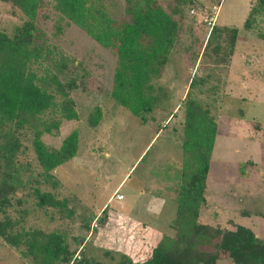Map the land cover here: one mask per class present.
I'll list each match as a JSON object with an SVG mask.
<instances>
[{
	"label": "trees",
	"instance_id": "trees-1",
	"mask_svg": "<svg viewBox=\"0 0 264 264\" xmlns=\"http://www.w3.org/2000/svg\"><path fill=\"white\" fill-rule=\"evenodd\" d=\"M0 1L9 3L24 18L11 33L0 29V240L31 264H105L93 258L86 262L83 257L74 258L83 244L79 237L74 238L77 246L72 248L65 230L25 228L22 216L13 218L9 213L13 205L26 202L17 196L22 193L38 208L55 210L60 219L72 220L76 214L69 199H60L54 192L57 179L53 171L76 155L78 128L57 147L46 144L42 136L58 131L64 120H79L72 92L91 72L50 41L39 15L44 7H50L58 15L56 23L63 20L67 26L74 25L114 57L109 96L144 123L147 114L160 108L155 82L178 45L182 9L201 10L205 5L199 0H174L167 8L159 0H124L123 13L118 15L102 0ZM220 1H211L209 10ZM259 17L264 19V0L251 6L243 30L253 31L264 41V23L259 26ZM55 29L59 33L62 26L57 24ZM238 32L236 27L214 22L195 62L205 61L212 71L213 67L227 68L237 53ZM198 70L199 66L182 98L181 160L168 164L171 170L165 189L175 204V215L168 224L171 232L136 246L130 254L124 252L120 264H216L223 257L234 264H264V233L259 236L232 221L231 226L202 221L218 123L210 104L193 92L216 95L218 86L201 89L210 82L211 72L198 76ZM257 73L248 74L259 79ZM101 116L97 105L88 121L97 125ZM28 148L34 155V166L23 159ZM48 186L52 190L46 189ZM18 211L27 213L24 207ZM92 217L93 212L85 210L79 216L80 229L86 234Z\"/></svg>",
	"mask_w": 264,
	"mask_h": 264
},
{
	"label": "rangeland",
	"instance_id": "rangeland-1",
	"mask_svg": "<svg viewBox=\"0 0 264 264\" xmlns=\"http://www.w3.org/2000/svg\"><path fill=\"white\" fill-rule=\"evenodd\" d=\"M102 1L116 14L123 13L124 0ZM159 1L167 8L169 3H175L174 0ZM199 1L205 9H182L178 45L155 82L160 92V108L147 114L149 117L144 123L109 96L114 57L74 25L67 26L63 20L56 23L58 15L50 7L41 10L39 22L50 41L82 61L91 76L72 92L79 120H64L58 131L42 136L46 144L57 147L72 129L78 128L76 155L53 171L57 179L54 192L60 199H69V206L75 208V217L60 219L52 208H38L32 199L18 193L26 202L13 205L9 213L13 218L22 216L21 224L25 228L65 230L72 248L77 246L75 237L84 243L79 249L84 262L93 258L105 264H120L119 257L124 252H133L132 246L143 242L145 230L137 224V219L161 224L173 217L175 204L166 190L171 170L168 164H178L181 160L178 145L182 139V98L199 66L198 76L211 72L210 82L201 89L218 86L216 95L193 92L210 104L218 123L202 221L227 226L232 221L263 235L264 41L253 31L243 30V23L257 0H221L211 10L209 4L213 0ZM210 17L215 18L217 25L233 26L239 31L237 53L227 68L213 67V71L205 61L195 62L209 31L203 21ZM23 19L18 10L0 1L1 30L11 33ZM258 21L259 26L264 23L262 17ZM57 24L62 26L59 33L55 29ZM256 70L259 79L250 78L248 73ZM97 105L102 116L97 125H91L89 114ZM27 152L23 159L34 166L31 149ZM248 161L251 164H245ZM46 189L52 190L50 186ZM115 193L124 199L115 198ZM22 207L27 209L25 215L18 211ZM84 210L93 212L88 234L80 229L79 216ZM94 223L97 227L92 228ZM0 264L31 263L0 240ZM216 264L234 263L229 257H223Z\"/></svg>",
	"mask_w": 264,
	"mask_h": 264
},
{
	"label": "crops",
	"instance_id": "crops-1",
	"mask_svg": "<svg viewBox=\"0 0 264 264\" xmlns=\"http://www.w3.org/2000/svg\"><path fill=\"white\" fill-rule=\"evenodd\" d=\"M123 181V180H122ZM122 181L119 183L121 185ZM141 194L143 193L140 192ZM110 199V197H109ZM108 199V200H109ZM124 199V196L122 199H119V200H123ZM106 204H104L105 206ZM103 206V207H104ZM103 209V208H102ZM158 211V210H157ZM150 214H153V213H150ZM172 219V217L168 218L167 220H165L163 225L161 224H157L155 222H148V221H144V220H138L137 219V224H140L142 226V228L145 230V234H144V238H143V242L142 243H150V242H154L155 240L158 239V237L162 234V233H165V232H171V230L168 228V224L170 222V220ZM214 225V224H212ZM135 238H137V236H135ZM85 242V241H84ZM142 243H140L139 245L137 246H140ZM84 244V243H83ZM136 246H132V248H135ZM131 253V252H130ZM129 253V254H130Z\"/></svg>",
	"mask_w": 264,
	"mask_h": 264
},
{
	"label": "built area",
	"instance_id": "built-area-1",
	"mask_svg": "<svg viewBox=\"0 0 264 264\" xmlns=\"http://www.w3.org/2000/svg\"><path fill=\"white\" fill-rule=\"evenodd\" d=\"M204 21L207 23L208 26H212V25L214 24V22H215V18H214V17H213V18H212V17H210V18H205ZM114 196H115V198H117V199H122V198H123V195L118 194V193H115ZM94 227H97V224H96V223L93 224V227H92V228H94ZM74 258H75V259H80L79 252H77V253L75 254Z\"/></svg>",
	"mask_w": 264,
	"mask_h": 264
}]
</instances>
